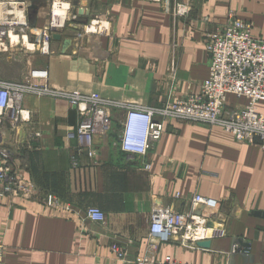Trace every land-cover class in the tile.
I'll use <instances>...</instances> for the list:
<instances>
[{"label": "crops", "instance_id": "1", "mask_svg": "<svg viewBox=\"0 0 264 264\" xmlns=\"http://www.w3.org/2000/svg\"><path fill=\"white\" fill-rule=\"evenodd\" d=\"M27 2L30 25L45 27L50 0ZM164 3L176 6L173 0H87L60 34L72 40L65 54L63 41L54 40L49 55L0 54V78L20 82L31 69H45L50 87L59 92L160 107L170 93L178 98L200 93L210 69L206 37L226 23L229 12L252 22L254 37L264 39V0H193L186 17L167 12ZM95 18L110 20V33L81 35V25ZM247 104L233 95L227 100L230 108ZM24 106L33 113L30 130L41 137L21 142L10 134L7 145L40 193L55 195L73 212L44 211L32 201L13 207L0 201L4 264H135L148 253L152 210L185 211L195 194L222 202L229 234L211 241L208 249L167 243L156 260L264 264V151L258 145L239 142L219 126L172 120L147 156L128 154L119 142L126 112L119 110L111 134L96 139L90 159L77 155L80 117L69 102L30 95ZM257 108L264 114V102ZM90 207L105 212L103 223L86 218ZM243 239L251 243L250 254H231ZM113 244L126 251L125 261L111 251Z\"/></svg>", "mask_w": 264, "mask_h": 264}, {"label": "built area", "instance_id": "2", "mask_svg": "<svg viewBox=\"0 0 264 264\" xmlns=\"http://www.w3.org/2000/svg\"><path fill=\"white\" fill-rule=\"evenodd\" d=\"M87 0H50L49 23L43 28L30 25L28 5L17 0L0 2V54L13 57L22 51L50 54L53 35L62 34L71 22L78 18V10ZM162 2V0H160ZM166 1V0H164ZM170 1V0H167ZM171 8L164 3V9L179 17H186L192 10L193 0H173ZM77 4V5H76ZM111 22L102 18L90 20L81 25V35L110 33ZM255 26L229 12L226 23L207 35L204 43L210 66L209 76L202 83L199 94L178 98L169 94L160 107H135L113 100L80 94L59 92L50 87L48 71L33 68L20 82L0 78V201L10 207L23 202H35L38 208L70 214L71 206L53 194L42 195L27 178L18 156L7 145L10 134L19 140L40 138V132H33L29 126L33 113L24 106L27 96L64 99L77 112L80 123L76 130L79 142L77 155L85 154L90 159L96 155V139L111 134L114 113L126 112L121 122L120 147L125 153L141 157L155 148L172 120L219 126L242 143L258 145L264 151V114L257 105L264 102V39L254 37ZM16 38L18 41H16ZM175 65H171L174 71ZM230 95L244 98L248 104L241 108H230ZM74 168L79 161L73 158ZM150 170L149 164L145 165ZM181 196L176 194V199ZM86 218L103 223L106 214L96 207L86 211ZM229 216L223 210L221 201L195 194L190 206L179 212L173 208L155 207L150 215L148 253L137 257L135 264H160L155 253L170 242H176L186 249H197L201 242L226 237ZM251 243L243 239L241 245H234L231 254H250ZM6 247L0 242V264H4ZM111 251L121 261L126 251L118 244ZM165 264L179 263L172 257H165Z\"/></svg>", "mask_w": 264, "mask_h": 264}, {"label": "water", "instance_id": "3", "mask_svg": "<svg viewBox=\"0 0 264 264\" xmlns=\"http://www.w3.org/2000/svg\"><path fill=\"white\" fill-rule=\"evenodd\" d=\"M21 1L27 3L28 9H29L30 2H27V0H21ZM28 19L30 21L29 16H28ZM53 40L54 41H63V48H62L63 50H62V53H64V54L67 52V50L69 49V47L72 44V40H70V39H64V40H62V36L60 34H58V33H56V34L53 35ZM198 246L200 248L208 249V248L211 247V241L201 242V243L198 244Z\"/></svg>", "mask_w": 264, "mask_h": 264}, {"label": "rangeland", "instance_id": "4", "mask_svg": "<svg viewBox=\"0 0 264 264\" xmlns=\"http://www.w3.org/2000/svg\"><path fill=\"white\" fill-rule=\"evenodd\" d=\"M1 1H4V0H0V2H1ZM26 47H27V48H29V49H32V50H31V51H29V52H33V48H31V46H29V45H26ZM34 54H35V52H34ZM1 55H3V54H1ZM1 57H3V56H1ZM4 57H5V56H4Z\"/></svg>", "mask_w": 264, "mask_h": 264}, {"label": "bare ground", "instance_id": "5", "mask_svg": "<svg viewBox=\"0 0 264 264\" xmlns=\"http://www.w3.org/2000/svg\"><path fill=\"white\" fill-rule=\"evenodd\" d=\"M16 41H18V39L16 38ZM31 48H32V46H31Z\"/></svg>", "mask_w": 264, "mask_h": 264}]
</instances>
